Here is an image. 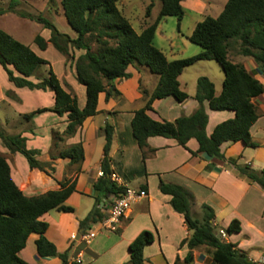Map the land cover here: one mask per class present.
Wrapping results in <instances>:
<instances>
[{
	"label": "trees",
	"instance_id": "obj_1",
	"mask_svg": "<svg viewBox=\"0 0 264 264\" xmlns=\"http://www.w3.org/2000/svg\"><path fill=\"white\" fill-rule=\"evenodd\" d=\"M120 0H61L63 14L70 27L76 32L75 37L61 32L46 17L18 10L20 0H9L6 8H0V14L11 11L21 17L34 20L49 30V37L35 35L33 42L40 50H45L50 43L60 54L69 59L76 81L85 88V102L82 107L78 99L68 91L51 66L41 81L33 83L25 77L35 74L36 69L49 64V61L38 55L29 45L17 40L0 28V64L6 70L9 80L17 86L27 85L31 88H48L54 93L52 111L58 115L67 114V125L60 134H53V157L69 158L71 164L79 165L84 158L82 142L79 141L64 148L58 144L64 136L73 135L85 118L96 114L97 99L100 92L105 97L119 96L120 92L113 85L115 79H128L131 73L130 65L146 66L158 80L153 91L143 93V105L133 112L131 130L136 143L141 150L142 158L150 156L155 150L147 144L150 136L174 138L179 145L186 147V142L194 138L198 142V150L191 152L196 155L203 152L206 155L224 159L221 144L227 141L242 142L245 146L256 147L252 141L250 127L259 117L257 107L252 99L260 95L263 84L256 79L241 63L229 59V52L234 51L243 56H249L264 69V0H226L223 9L217 16H205L198 21L188 39L199 45L198 53L177 59H167L165 54L154 44L155 30L163 16L173 15L180 21L184 15L182 0H159L160 9L154 21L139 32L131 25L129 19L118 8ZM153 0L146 6V16L150 14ZM76 51H81L75 55ZM213 59L219 63L223 72L222 89L217 94L214 83L205 76L198 77L193 98L199 106L187 116H179L172 121L156 120L149 116L154 99L174 97L184 101L189 95L179 84L178 76L187 66L199 60ZM7 65H13L22 76L13 75ZM50 65V64H49ZM208 102L212 110H231L232 118L215 125L211 134L206 133L208 115L203 101ZM43 110V109H42ZM36 110L25 114L31 119ZM105 143L101 158L103 175L93 183L94 189L107 194H116L124 189L109 178L110 147L113 138V128L110 124L104 126ZM0 137L7 144L20 151L28 160L30 167L37 168L48 175L53 167L41 162L37 149L26 146V138L20 134H8L0 128ZM236 169L247 176L250 181L264 189V168L254 169L248 163H237L229 160ZM75 178L59 182V186L46 192L27 196L16 185L10 175V167L5 157L0 153V264H28L18 256L25 246L27 237L37 233L36 251L40 256H58L61 264H68L65 253H59L51 241L44 235L47 223L40 217L50 210L64 212L73 211L65 200L75 190ZM159 189L171 196L173 209L183 215L191 234L185 237L180 245L186 244L189 250L206 246L211 256L210 264H264L250 258L246 251L237 247L236 243L226 241L216 229L213 220L214 209L203 203L202 213H193V196L182 186L166 183L160 180ZM99 200V198L97 199ZM104 213L97 204L80 221L87 227L89 223L101 220ZM226 234L241 230L240 221L232 218L224 228ZM153 241L150 230L143 229L129 243L130 258L122 264H140L143 248ZM192 261L189 251L183 261L178 258L174 264H187Z\"/></svg>",
	"mask_w": 264,
	"mask_h": 264
},
{
	"label": "crops",
	"instance_id": "obj_2",
	"mask_svg": "<svg viewBox=\"0 0 264 264\" xmlns=\"http://www.w3.org/2000/svg\"><path fill=\"white\" fill-rule=\"evenodd\" d=\"M225 2L226 0H219V12L210 16H217ZM181 4L200 16L194 21L189 33L185 35L188 39L195 24L209 15L207 8L210 6V0H182ZM11 13L15 17L13 19H16L15 22L19 24H24L28 19L14 12ZM48 37L49 34L44 36L45 39ZM50 45L48 43L46 49ZM173 46L170 40L169 47L173 49ZM31 48L38 55L46 50L38 49L37 51ZM236 56H242V60L233 61L232 58ZM229 59L235 63H241L264 86V69L252 57L230 51ZM7 67L13 75L22 76L13 65H7ZM129 67L127 70L131 76L128 79L113 81L120 95L106 98L105 92H100L96 114L85 118L73 135L64 136L59 142V148L82 142L84 158L77 165L71 164L69 158L52 156L57 152L52 149L53 134L55 132L61 134L67 125L66 113L58 115L51 110L54 105L53 91L48 88H31L27 85L17 86L9 80L6 70L0 64V108L2 109L0 128L8 134H20L25 137L26 146L39 151L37 158L53 167L51 175L30 167L27 158L13 146L7 145L0 137V153L9 164L11 178L27 196H35L55 189L59 186V182L66 179L75 178L76 180L75 190L65 200V204L73 207V211L64 212L53 209L41 215L40 218L47 223L44 233L46 238L54 243L59 253L66 254L68 264H122L130 258L129 243L140 231L147 229L152 232L153 241L144 246V259L140 264H174L177 258L183 261L189 251L192 254V261L187 264H210L211 256L206 246L189 250L186 244L180 245V242L191 234V230L187 228L183 215L173 209L170 203L171 196L160 191L159 182L162 180L182 186L193 196V213L201 215V205L203 203L210 205L214 209L213 223L217 230H219L217 218L220 212V200L221 206L232 210L225 219L223 228L232 218H238L241 225L239 232L226 234L223 238L236 243L237 247L246 251L250 258L264 263V189L250 181L229 162V160H235L237 163H248L252 166L253 156L250 151L264 146V90L252 99L259 114L250 127L251 139L257 144L256 147L245 146L240 141H227L220 146L224 159H218L203 152L192 154V151L198 150V142L194 138H190L186 142V147H183L174 138L150 136L147 138V144L155 151L143 159L131 130L133 112L144 103L143 94L140 92L142 76L140 70ZM45 74L46 71L40 76L33 74L25 78L38 83ZM132 80L135 91L129 93L128 84ZM157 80L150 90L145 89L148 94L153 91ZM222 82L223 79L220 89H216L215 85L217 94L222 89ZM61 83L65 87L63 80ZM73 83H75L74 79ZM179 84L185 91L180 81ZM188 95L181 102L172 96L154 99L152 109L147 113L153 119L169 121L179 116L190 115L199 103L193 98L194 94L188 93ZM77 99L79 106L82 107L85 98L82 101ZM138 101L140 104H136ZM203 106L208 115L205 128L208 135L217 123L234 116L231 110L210 109L206 100L203 101ZM36 110L42 111L36 113L31 119L24 117L25 114ZM22 120H26V123ZM105 124H110L113 128L109 151L111 172L119 177V185L141 188L147 193L144 198L132 203L126 216L120 219L115 229L105 228L101 220L89 223L87 227L80 225V221L97 204V201L105 215L114 197V194L104 196L93 187V183L100 177L98 172L101 170L105 143ZM132 154L135 158H132ZM250 191L252 196L249 195L245 199L251 193ZM243 202L248 204L250 212L248 219L236 212V208ZM89 231L94 232L95 235L86 241L84 235ZM241 235L246 239L243 240ZM37 238V233L29 234L18 256L28 264H61L58 256L38 255L35 246ZM77 259L80 260L79 263H76Z\"/></svg>",
	"mask_w": 264,
	"mask_h": 264
},
{
	"label": "rangeland",
	"instance_id": "obj_3",
	"mask_svg": "<svg viewBox=\"0 0 264 264\" xmlns=\"http://www.w3.org/2000/svg\"><path fill=\"white\" fill-rule=\"evenodd\" d=\"M150 1L151 0H120L117 3L118 8L129 19L132 27L137 32H139L146 25L152 23L158 14L160 9V1L153 0L154 4L150 10V14L146 16V6ZM8 2L9 0H0V8H6ZM18 10L27 11L33 14H41L42 16L49 19L59 31L67 33L71 37L76 36V32L67 23V20L63 14L61 0H20ZM207 12L209 15H216V13L219 12V0H210V6L207 8ZM198 17L200 16L192 13L187 8H184V15L180 21L176 16L173 15L163 16L157 26L154 44L165 53L168 59L188 57L198 53L201 51V47L185 38V35H187L192 29L194 21ZM13 18L15 17H13L11 11L1 13L0 28L11 34L17 40L35 48V50L38 51V47L33 42L35 35L40 34L44 37L49 34V30L34 20L27 19L24 24H19L15 22L16 19L14 20ZM170 40L174 44L173 49L169 47ZM80 52L81 51H76L75 55H78ZM39 55L47 59L50 65L43 64L39 66L36 69L35 74L40 76L45 71L47 72V69L49 66H51L59 80L64 81L65 88L77 98H79L80 101L84 100L85 88L76 81L73 68L69 66V59H66V57L60 54L52 45H50L48 49L41 52ZM232 60L236 62L241 61L242 56L233 57ZM129 68H136V70H140L139 72L142 76L140 89L141 94H143L142 90H150L153 87L157 80V76L153 74L148 69V67L132 65ZM200 76L208 77L214 83V85H216V89H220L221 81L223 79V72L219 63L215 60H199L194 64L187 66L179 75V81L182 86L185 87V91L187 93L194 94L196 91V81ZM73 79L75 80L76 84L73 83ZM135 79H133L134 82ZM133 80L128 84L129 93L135 91L133 89ZM137 103L140 104V101L136 102V104ZM1 110L2 109L0 108V111ZM22 122L26 123V120H22ZM250 152L253 156L252 167L254 169L264 168V146L259 147L255 151L251 150ZM132 158H135V156L133 155ZM250 192L251 193H249L245 199L248 198L249 195L252 196V191ZM219 199H221V197H219ZM244 202L238 208H236V212L245 217V219H248V214L250 212L248 209V204ZM220 203L221 202L219 200L220 212L217 218V228L224 230L223 225L226 221L225 219L232 210L228 209L226 206H221L222 204ZM242 236L243 235L240 237L243 240L246 239ZM248 250L251 251L250 249Z\"/></svg>",
	"mask_w": 264,
	"mask_h": 264
},
{
	"label": "built area",
	"instance_id": "obj_4",
	"mask_svg": "<svg viewBox=\"0 0 264 264\" xmlns=\"http://www.w3.org/2000/svg\"><path fill=\"white\" fill-rule=\"evenodd\" d=\"M99 176L103 175V171L98 172ZM109 178L114 181L116 184H120V179L114 172H110ZM147 195L146 191L141 188H134L130 186H125L123 190L114 194L112 202L105 213L104 217L101 219V224L105 228L115 229L116 224L120 219L126 216L133 202L144 198ZM219 234L222 237H225V231L223 229L218 230ZM94 232H87L84 235V239L88 241L90 238L94 237ZM80 260L77 259L76 263H79Z\"/></svg>",
	"mask_w": 264,
	"mask_h": 264
}]
</instances>
